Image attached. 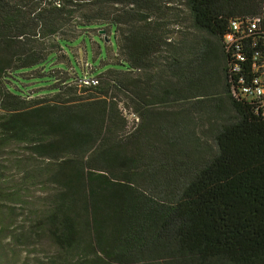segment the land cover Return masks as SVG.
I'll return each instance as SVG.
<instances>
[{"label":"trees","instance_id":"obj_1","mask_svg":"<svg viewBox=\"0 0 264 264\" xmlns=\"http://www.w3.org/2000/svg\"><path fill=\"white\" fill-rule=\"evenodd\" d=\"M255 17L264 0H0V264H264V103L237 94L264 45L233 72L223 42ZM96 25L118 61L56 77Z\"/></svg>","mask_w":264,"mask_h":264},{"label":"rangeland","instance_id":"obj_2","mask_svg":"<svg viewBox=\"0 0 264 264\" xmlns=\"http://www.w3.org/2000/svg\"><path fill=\"white\" fill-rule=\"evenodd\" d=\"M109 27V25H96L76 30L72 36H65L67 41L60 42L61 47L55 49L54 59L47 64L49 70L55 72L56 77H76L79 74L81 77L94 76L108 67L106 63L117 62L119 57H117L114 32ZM31 72H27V76H33L34 72ZM30 88L32 91L40 89L34 85ZM43 92L45 91L39 94ZM125 114L129 125L134 122V119L137 120L132 113L126 112Z\"/></svg>","mask_w":264,"mask_h":264},{"label":"built area","instance_id":"obj_3","mask_svg":"<svg viewBox=\"0 0 264 264\" xmlns=\"http://www.w3.org/2000/svg\"><path fill=\"white\" fill-rule=\"evenodd\" d=\"M257 34L252 37L251 45H255V41L260 39L262 45H264V21L261 18L255 17L253 19L247 18V20H230V28L228 32L224 34L223 42L228 50H232L231 56L234 62L231 64L230 69L233 72L239 71V62L244 60L243 53L240 51V42L245 41L244 38H249L250 34ZM260 50H255L254 55H252V69L255 75L251 77L250 82L245 83L244 77H238L240 82V87L238 89V96H242L248 99H259L261 103H264V59L260 64H258L257 54H260ZM83 84H96L97 80L95 77L83 76L81 79Z\"/></svg>","mask_w":264,"mask_h":264}]
</instances>
